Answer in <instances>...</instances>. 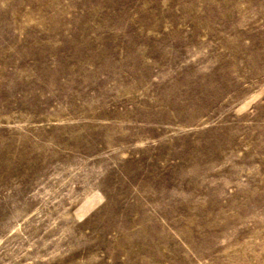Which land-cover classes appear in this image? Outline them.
<instances>
[{"label":"rangeland","instance_id":"1","mask_svg":"<svg viewBox=\"0 0 264 264\" xmlns=\"http://www.w3.org/2000/svg\"><path fill=\"white\" fill-rule=\"evenodd\" d=\"M0 264H264V0H0Z\"/></svg>","mask_w":264,"mask_h":264}]
</instances>
